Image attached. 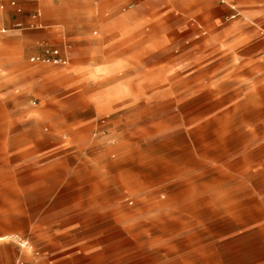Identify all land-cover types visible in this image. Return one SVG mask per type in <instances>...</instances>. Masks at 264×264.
I'll return each mask as SVG.
<instances>
[{
	"label": "rangeland",
	"instance_id": "rangeland-1",
	"mask_svg": "<svg viewBox=\"0 0 264 264\" xmlns=\"http://www.w3.org/2000/svg\"><path fill=\"white\" fill-rule=\"evenodd\" d=\"M119 2L103 17L136 12L147 22L119 40L123 97L103 117L95 104L117 69H93L113 53L108 34L31 45L38 32H0V50L30 44L22 83L0 91V264H264V150L231 127L261 118L214 116L209 87L215 62L264 60V50L195 44L241 20L242 31L264 34V0L254 20L239 7L235 18L178 31L166 0ZM91 44L108 47L86 52ZM213 157L224 163L213 169Z\"/></svg>",
	"mask_w": 264,
	"mask_h": 264
},
{
	"label": "crops",
	"instance_id": "crops-1",
	"mask_svg": "<svg viewBox=\"0 0 264 264\" xmlns=\"http://www.w3.org/2000/svg\"><path fill=\"white\" fill-rule=\"evenodd\" d=\"M13 0H0V26H10L13 29L2 28L0 32H38L29 42L31 45L37 43H52L56 38L64 40V44L75 42L77 39L81 42H91L92 32H102L108 34L111 38L112 55L102 57L100 63L93 69L110 66L117 72L116 77L111 80V88L101 94V99L95 104V114L97 117H103L109 113H114L120 109L118 101L123 95L114 90L117 88V79L124 67V59L119 56L117 51L119 40L122 37L140 36L143 32V26L147 22L145 16L142 18L134 13L118 14L111 12V15L104 16V10L109 7L116 11L119 0H26L19 1L18 7L22 12L11 6ZM171 6V10L177 14L176 30H182L189 21H215L217 17H223L227 13L233 14L235 18L241 11L244 18L254 20L262 15L263 0H241L239 7L234 5L233 0H166ZM145 5H142L144 8ZM231 7V8H230ZM243 21L229 25L222 32L215 34L213 40H197L195 44L204 45L211 43L213 52L233 53L237 50H247L249 45L254 44L255 51L263 53L264 34L260 32H248L244 28ZM22 23L23 28L17 29L16 24ZM28 26L25 28L24 26ZM247 25V24H246ZM76 29L75 31H73ZM121 32H129L123 35ZM194 32H199L195 30ZM216 33V32H215ZM201 37V34H196ZM144 48H148L149 40L143 41ZM22 40H18L14 45L0 52L8 54L7 58H0V91L8 90L13 85L22 83L24 77L23 57L27 45ZM43 45V44H41ZM106 44L88 45L86 52H97L107 46ZM107 46V47H108ZM47 56L53 57L50 52L55 49H43ZM59 51V50H58ZM45 55V56H46ZM61 57V56H60ZM39 59V58H38ZM35 58H32L34 61ZM67 61V59H66ZM66 65V64H65ZM209 84L212 98L214 100L213 114L216 116L223 114L224 117H259V125H231L232 130L239 128L243 130L247 137H250L257 148L264 150V60L262 58L253 59L245 55L241 60L217 61L213 67ZM92 71V72H93ZM98 76L106 75L99 73ZM108 81V80H107ZM115 87V88H114ZM112 89V92L109 90ZM109 102L105 108H99V105ZM103 107V106H102ZM0 115L7 116V110H1ZM226 125V124H225ZM238 126V127H234ZM227 128V126H226ZM215 131V130H214ZM261 145V146H259ZM264 158V155H262ZM224 161L209 158L207 164L215 169L217 164ZM256 165H262L263 161L255 162ZM5 238H0L3 240ZM45 261L40 258L38 263Z\"/></svg>",
	"mask_w": 264,
	"mask_h": 264
},
{
	"label": "built area",
	"instance_id": "built-area-1",
	"mask_svg": "<svg viewBox=\"0 0 264 264\" xmlns=\"http://www.w3.org/2000/svg\"><path fill=\"white\" fill-rule=\"evenodd\" d=\"M20 1H26V0H20ZM18 3H19V1L13 0V1H11V6L14 7L17 10L18 13H21L22 10H21V8L18 7ZM16 28L17 29L23 28L22 23H17L16 24ZM53 54L55 56H58L59 55V51H54ZM54 62L55 63L63 62V64H66V61H62V60H58V59H55Z\"/></svg>",
	"mask_w": 264,
	"mask_h": 264
}]
</instances>
